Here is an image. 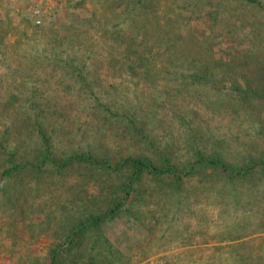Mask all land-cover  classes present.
I'll return each mask as SVG.
<instances>
[{
  "label": "rangeland",
  "instance_id": "374dc122",
  "mask_svg": "<svg viewBox=\"0 0 264 264\" xmlns=\"http://www.w3.org/2000/svg\"><path fill=\"white\" fill-rule=\"evenodd\" d=\"M67 1L71 2L69 6ZM80 1L0 0V132L8 128L17 142V125L12 122L25 112L23 106H28L25 100L30 94L14 86L28 70L29 74L34 72L32 77L43 79L37 87L44 91L42 95H35L51 101L50 107L44 106L50 123L43 128L52 137L54 154L59 157L87 151L110 160L138 153L152 157L154 151L136 143L127 128H154L157 131L155 138L162 142L158 149L164 151L173 147L177 162L184 158L187 141L194 130L202 138L217 139L218 146L228 150L225 153L227 157L238 154L239 159L234 158L236 161H241L240 156L246 155L257 158L264 151V111L258 114L242 105L231 92V84L220 79L221 74L216 67L213 69L214 77L205 84L191 80V74L196 72L192 66L179 60L170 61L163 63L161 77L155 74L156 80L143 82L120 69L119 65H111L113 52L110 55L106 49L99 51L94 45L96 61L88 60V68L93 71L92 79L84 86L73 83L72 89L67 90V77L63 68L55 66L53 57L54 52L63 56L61 51L66 50L53 48L45 43V37L50 30L66 34L65 25L87 28V25L72 20L73 15L86 13V18H89L87 11L107 9L98 0H85L83 7L72 9ZM258 1L264 7V0ZM156 5V13H149V22L144 29L138 22L141 27L133 32L143 33L151 41L162 44V48L168 50L164 60L176 51H186L190 45H196L201 41L202 30L206 36L224 41L221 44L218 39L213 46L204 44L207 49L211 45L209 51H212L213 60L221 56L226 60L225 54L221 53L225 49L237 48L256 55L264 53V31L258 24L260 14L250 13L252 8L243 2L157 0ZM34 10L39 12L40 25L35 24ZM68 11L70 17L67 16ZM114 11L121 12V8L114 7ZM252 14L251 19L249 16ZM130 19L127 17L126 20ZM36 28L46 31L35 35ZM168 30L177 33V38H172ZM251 30L259 33V37H252ZM90 35L99 39L93 32ZM93 39L89 44H93ZM14 78L15 83L12 81ZM153 80L155 83L151 84ZM11 81L12 95H16L18 101L8 107L6 86ZM31 81L27 86L33 87L35 83ZM28 91L32 93V88ZM29 112L33 113L31 109ZM62 113L74 119L69 125L74 128H61L52 123L55 119L61 121ZM23 129L32 138H23L25 142L18 146H23L21 151H25L30 160L38 141L32 128ZM66 173L58 178L56 175L44 176L39 184L35 182L34 174H26L23 180H12V184L2 187L7 192L0 190V264H22L28 257L47 264L44 254L55 243L58 233L46 232L42 216L50 214L69 222L74 217L78 218L85 209L81 204L84 201L79 191L80 177ZM211 180L203 189L195 182L183 187L179 193L184 200L182 204L171 202L174 204L167 206L168 192L165 193L166 188H163L157 196L159 204L153 199L151 202L146 200L133 206V217L121 214L104 225L102 233L110 242L112 261L114 257L117 261L120 258L122 264H227L240 255L247 261L264 264V172L242 181L241 186H237L238 193H234V201L230 200L228 188L226 204L218 200L215 191L222 188L220 180L216 177ZM185 202L188 203L186 208ZM223 212L231 216L225 225H221L218 219ZM205 219L210 220L206 227L202 224ZM204 228L208 230L207 234L200 235L198 232ZM172 230L177 233V238ZM234 232L244 235L233 239L236 236ZM188 235H191V243L183 246V238ZM218 248L221 250L216 251ZM114 261L116 263L113 264H119ZM107 262L110 263L109 260Z\"/></svg>",
  "mask_w": 264,
  "mask_h": 264
},
{
  "label": "trees",
  "instance_id": "16d2710c",
  "mask_svg": "<svg viewBox=\"0 0 264 264\" xmlns=\"http://www.w3.org/2000/svg\"><path fill=\"white\" fill-rule=\"evenodd\" d=\"M236 1L251 7L250 13L260 14L258 24L264 31V7L262 4L258 0ZM98 2L106 6V11L103 8L98 11L89 10L87 11L89 18H86V13L73 15L72 20L78 21L84 26L87 25V28L77 29L74 26L63 25L66 34H56L55 31L50 30L45 37V43L51 44L53 48L66 50L61 51L63 56L59 52H54L53 57L55 66L63 68V73L67 77L65 83L67 90L72 89L73 83L84 86L90 82L93 71L88 68V60L96 61V51L93 52L92 47L97 45L99 51L106 49L110 55L113 52V58L109 62L111 65H119L120 69L123 68L132 77L143 82L156 80L155 74L159 76L160 72L164 70L163 63L170 61L174 63L179 60L181 63L192 66L196 72L191 74V80L205 84H207L206 81L214 77L213 69L216 67L221 74L220 79L231 84V92H234L242 105L248 106L258 114L264 111V53L256 55L252 54V51L237 48L225 49L221 53L225 54L226 60L222 56L213 60L212 51H209L211 45L207 49L204 44L211 43L213 46L218 39L221 44L224 41L221 38L206 36L202 30L201 41H197L196 45H190L186 51H176V54H171V58L164 60V54L168 50L163 49L162 44L151 41L143 33L133 32L136 28L141 27L138 22L142 23L141 28L144 29L145 24L149 22V13H156L157 0H98ZM83 3L85 0L77 2L72 6V9L83 7ZM66 4L69 6L71 2L67 1ZM114 7L121 8V12H113ZM70 15V11H68L67 16L70 17ZM126 16L131 19L126 20ZM208 17L211 18L210 15ZM249 17L252 19L253 14ZM202 22L204 21L202 20ZM45 31L36 28L35 35H42ZM92 32L99 39H93L90 35ZM168 33L172 38H177V33L173 30H168ZM251 34L254 38L259 37V33L252 30ZM22 36H25V32H22ZM90 39H93V44H89ZM104 45L110 46L104 47ZM91 53L93 56H90ZM101 58L102 56H100ZM14 75L19 76L18 74ZM32 76H34V72L29 74L27 70L21 81L14 86L15 89L27 91L30 94L25 100L28 106H23L26 109L25 112L19 114L18 118L12 122L17 125L18 133L15 136L17 142L13 139L12 132L10 133L8 128L0 132V190L6 194L7 190L5 191L2 187L5 184H12V180H23L22 178L26 174H34L35 182L37 181L39 184L45 179L44 176L56 175L58 178L67 175L66 171H68L70 174L80 177L79 191L84 201L81 204L85 208L78 218L74 217L69 222H65L64 218L58 220L50 214L42 216L46 232L57 231L58 233L55 243L47 248L44 254L47 264L116 263L114 260L117 261V259L113 257L112 261L110 258L111 245L102 233V228L112 220H116L121 214L133 217L135 215L133 206L141 205L146 200L159 201L157 196L163 188H166L165 193L168 192L167 206L174 204L171 202L182 204L184 200L180 198L179 193L183 187L195 182L199 188L203 189L212 181L213 177L218 178L222 184V188L215 190L218 193V200L221 199V202L226 204L228 188L230 200L234 201L236 199L234 193H238L237 186L240 187L242 181L252 178L256 173L264 172V151L257 158H250L246 155L240 156L241 161H236L239 159L238 154L231 158L227 157L225 153L228 150L223 147L221 149V146L217 144V139L202 138L195 130L191 132L192 136L187 141L188 146L184 151V158L178 162L177 158L173 156V147L164 151L158 149L162 142L159 136V139L155 138L157 131L154 128H127L130 137L135 138L136 143L154 151L155 154L152 157L138 153L110 160L90 151L59 157L54 154L52 137L46 133V128H43L50 123L44 106L50 107L51 101L48 98L43 99L44 97L35 95L36 93L42 95L44 89L37 86L43 82V79ZM31 80L36 84L33 87L27 86ZM155 80L151 84H154ZM12 81L15 83V78ZM12 81L8 82L9 84L6 86L9 97L6 101L8 107H12L18 101V97L12 95L14 90ZM30 88H32V93L28 91ZM29 109L33 113L29 112ZM61 115L63 118L61 121L55 119L52 123L58 124L61 128H74L69 126L74 122V119L66 116V113ZM23 128H32L38 141L35 144L36 148L31 153L34 156H30V160L25 151H21L23 146H18L20 142L23 144L27 137L32 138L31 134H25L26 131ZM23 138L25 139L23 140ZM24 147H27L26 144ZM233 159L235 161H232ZM37 189L39 191L40 187ZM186 197L184 198L186 199ZM98 200L100 203L97 202ZM157 204L159 203L157 202ZM184 206L186 208L188 203L185 202ZM88 207L91 208L87 209ZM227 213L223 212L218 218L221 225H225L226 219L231 217L227 216ZM229 215H231L230 212ZM209 221L205 219L202 224L206 227ZM207 231L204 228L198 233L200 235L207 234ZM234 233L236 236L233 239L244 235ZM191 235L183 238V246H188L191 243ZM173 236L177 238V233L174 232ZM219 250L221 248L216 249V251ZM114 251L116 255H119L115 249ZM117 262L122 264L120 258ZM222 263L218 262L217 264ZM260 263V261L254 260L247 261L244 256L240 255L231 263L227 262V264ZM22 264H41V262L36 258L28 257Z\"/></svg>",
  "mask_w": 264,
  "mask_h": 264
},
{
  "label": "built area",
  "instance_id": "2783aa9c",
  "mask_svg": "<svg viewBox=\"0 0 264 264\" xmlns=\"http://www.w3.org/2000/svg\"><path fill=\"white\" fill-rule=\"evenodd\" d=\"M32 13H33V17L35 18V24L40 25L41 20H40L39 12L34 10Z\"/></svg>",
  "mask_w": 264,
  "mask_h": 264
}]
</instances>
